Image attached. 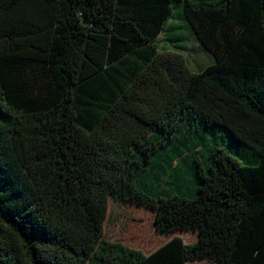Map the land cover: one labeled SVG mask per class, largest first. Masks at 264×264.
<instances>
[{
    "label": "trees",
    "instance_id": "16d2710c",
    "mask_svg": "<svg viewBox=\"0 0 264 264\" xmlns=\"http://www.w3.org/2000/svg\"><path fill=\"white\" fill-rule=\"evenodd\" d=\"M109 199L197 238L108 240ZM196 259L264 264V0H0V264Z\"/></svg>",
    "mask_w": 264,
    "mask_h": 264
},
{
    "label": "rangeland",
    "instance_id": "374dc122",
    "mask_svg": "<svg viewBox=\"0 0 264 264\" xmlns=\"http://www.w3.org/2000/svg\"><path fill=\"white\" fill-rule=\"evenodd\" d=\"M181 11L180 4L172 8V17L175 24L181 23L179 18V16L181 17ZM184 33L186 38L177 41V43L185 45V48H176V50L181 51L191 72H195L198 68L210 64L213 60L205 50L199 47L198 42L189 31H184ZM159 38H162L166 50H174L171 46L173 42L165 40L164 34H160ZM153 221L154 211L149 207L125 201L115 202L109 199L107 215L103 225V236L108 240L120 241L131 248L140 250L144 254L155 250L175 236L180 237L184 243L194 242L197 238L196 232L190 230H175L167 234L158 233L155 230ZM191 263L207 264V260L196 259Z\"/></svg>",
    "mask_w": 264,
    "mask_h": 264
}]
</instances>
